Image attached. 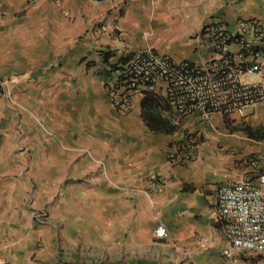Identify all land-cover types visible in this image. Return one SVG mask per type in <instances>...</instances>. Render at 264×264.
Masks as SVG:
<instances>
[{
    "label": "crops",
    "instance_id": "crops-1",
    "mask_svg": "<svg viewBox=\"0 0 264 264\" xmlns=\"http://www.w3.org/2000/svg\"><path fill=\"white\" fill-rule=\"evenodd\" d=\"M0 8V264H58L63 249L120 250L127 241L143 254L161 246L175 264H238L221 254L222 175L208 162H167L164 134L128 127L86 76L94 66L78 62L97 45L118 56L144 48L111 36L113 19L136 35L200 31L217 13L211 19L257 18L264 27V0H0ZM193 48L181 60L210 55L199 39ZM161 224L169 236L158 242Z\"/></svg>",
    "mask_w": 264,
    "mask_h": 264
},
{
    "label": "built area",
    "instance_id": "built-area-1",
    "mask_svg": "<svg viewBox=\"0 0 264 264\" xmlns=\"http://www.w3.org/2000/svg\"><path fill=\"white\" fill-rule=\"evenodd\" d=\"M5 16L0 8V22ZM198 39L210 52L200 63L176 60L152 49L131 57L106 86L114 108L120 113L129 112L136 97H143L145 91H154L160 84L175 113L184 117L196 115L205 123L217 117L223 121H245L264 105V82L253 80L264 68L261 21L238 19L231 26L224 17L210 19L202 25ZM246 163L248 169L241 177L225 182L216 192V217L228 240V247L221 254L233 261L240 253L264 258V155ZM152 187L157 189V180H152ZM38 217L44 218L45 213ZM154 233L158 240L169 236L162 224Z\"/></svg>",
    "mask_w": 264,
    "mask_h": 264
},
{
    "label": "rangeland",
    "instance_id": "rangeland-1",
    "mask_svg": "<svg viewBox=\"0 0 264 264\" xmlns=\"http://www.w3.org/2000/svg\"><path fill=\"white\" fill-rule=\"evenodd\" d=\"M218 14L219 13L207 16L202 22V25L212 17L218 16ZM118 18H121L120 13ZM105 22L106 19L102 21V23ZM109 27L107 26L104 31L99 27L100 34H105L109 28L110 34H112L111 36L121 38L120 42L132 46H135V44L144 46V48L137 49V52H130L126 54V56L133 57L142 50L152 49L157 52L158 50L162 51L160 52L162 54H170L176 60H181L188 59V56L184 55L186 50H188V47H191L193 52L198 51V48H193V44L198 40L199 33L197 29H194V24L191 26L193 29L188 33L185 32V34L154 30L136 35L133 32L124 31L118 24V19H113L112 24ZM116 27H119L121 30L117 31L115 29ZM111 39L113 40V38ZM148 46L152 48H149ZM111 48L110 44L102 46L97 45L91 51L86 52V55L84 54L82 56L78 65L84 67L83 63L85 60H88L90 64H100L101 58L99 53L101 52V49L107 51L111 50ZM113 49L117 53L119 52V50H116L115 48ZM95 67L96 66H94V69L86 68V76L92 79L93 87L99 85L106 91L104 84L99 82L100 80L97 76L98 69ZM262 74H264V68L260 75ZM260 75L255 76L253 80H261ZM80 82L81 83L78 85L84 87L83 84L85 81L83 80ZM86 86L88 85L86 84L85 87ZM84 97L85 96L83 95V98ZM162 97L166 98L165 95H162ZM139 100V96L134 99V106L127 113H120L115 110L120 119L126 120L127 126L132 125L133 127L137 126L140 128L145 126L141 118L140 105L142 100ZM164 115L171 120L176 128L173 134L164 135L165 144L164 146H161V150L165 154L166 161L172 163L177 162L180 159L181 162H185L186 164L195 161L208 162L214 166L217 175H222V179H220L217 184L218 186L229 180L241 177L243 172L248 169L246 162L249 159L264 155V138L260 139V136L264 134V105L254 110L245 121H227L231 128L243 127L250 129L255 134L254 138H250L245 132L231 130L226 126L225 121L219 117L215 118L211 123H205L201 121L198 116H180L172 109L164 113ZM159 137L161 138L162 136ZM199 150L201 152H199ZM195 151L198 152L194 154ZM158 242H161V240H158ZM131 244L133 243L127 241V246L120 250L117 248L107 250L100 244H94V247H89L87 249L82 248L79 244L78 247L73 249H63V260L59 261L58 264H175L169 259L170 256L167 254V251L163 250V247L161 246L143 254V251L132 247ZM65 252H68L69 254H65ZM236 259L238 260V264H259V262L263 260V257L248 253H240L237 254Z\"/></svg>",
    "mask_w": 264,
    "mask_h": 264
},
{
    "label": "trees",
    "instance_id": "trees-1",
    "mask_svg": "<svg viewBox=\"0 0 264 264\" xmlns=\"http://www.w3.org/2000/svg\"><path fill=\"white\" fill-rule=\"evenodd\" d=\"M99 55L101 63L100 68L97 71V76L106 87L113 80L115 74L120 70V67L127 63L131 57L126 55L118 56V53L114 50L101 51ZM92 66L96 65L94 63L88 65L89 68ZM150 86L152 85H149V87ZM141 100V118L145 126L155 134H173L176 128L171 120L164 115V113L172 109L168 100L151 90L145 91ZM225 123L226 126L233 131H242L250 138L255 137V134L250 129L243 127L231 128L227 121H225ZM262 138H264V134L260 136V139Z\"/></svg>",
    "mask_w": 264,
    "mask_h": 264
}]
</instances>
